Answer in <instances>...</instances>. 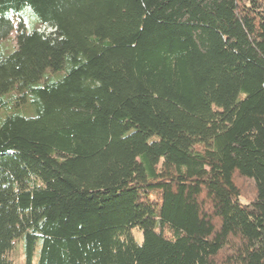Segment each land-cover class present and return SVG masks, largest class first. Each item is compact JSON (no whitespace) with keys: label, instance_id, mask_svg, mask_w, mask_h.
<instances>
[{"label":"trees","instance_id":"16d2710c","mask_svg":"<svg viewBox=\"0 0 264 264\" xmlns=\"http://www.w3.org/2000/svg\"><path fill=\"white\" fill-rule=\"evenodd\" d=\"M18 241L264 264V0H0V264Z\"/></svg>","mask_w":264,"mask_h":264},{"label":"rangeland","instance_id":"374dc122","mask_svg":"<svg viewBox=\"0 0 264 264\" xmlns=\"http://www.w3.org/2000/svg\"><path fill=\"white\" fill-rule=\"evenodd\" d=\"M45 32H51V30H46ZM13 40H14V33L10 35L7 45L12 47L14 45ZM242 192H243V197L245 198H249L251 195V189L248 186H243ZM136 234L137 232H135V235ZM10 259L14 264H23L24 256H23V245L21 241H18L15 244L14 249L10 253Z\"/></svg>","mask_w":264,"mask_h":264}]
</instances>
